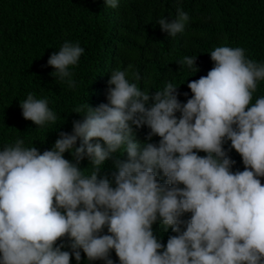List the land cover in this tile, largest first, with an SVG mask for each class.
Here are the masks:
<instances>
[{
  "label": "clouds",
  "instance_id": "9594fccd",
  "mask_svg": "<svg viewBox=\"0 0 264 264\" xmlns=\"http://www.w3.org/2000/svg\"><path fill=\"white\" fill-rule=\"evenodd\" d=\"M104 4L115 9L119 0ZM189 19L178 8L175 19L162 16L157 23L175 37ZM83 53L78 42L66 40L49 55L51 74L76 87L69 69ZM209 55L213 67L187 83L192 95L186 103L178 99L184 82L168 80L150 94L129 64L113 70L107 103L77 106L73 112L84 119L73 122L70 134L61 132L50 149L40 152L22 138L5 145L0 264H70L72 257L79 264L81 251L88 261L114 264L113 250L119 264H264V95H256L264 62L226 44ZM196 59L176 63L194 74ZM19 107L41 129L59 119L49 99L32 92ZM142 126L150 129L147 140L158 136L159 142L137 141L135 129ZM227 141L243 171H232ZM84 159L90 170L80 167ZM109 159L111 181L100 175ZM158 220L175 233L166 245L153 232ZM65 238L67 245L57 244ZM66 246L70 251L62 250Z\"/></svg>",
  "mask_w": 264,
  "mask_h": 264
},
{
  "label": "trees",
  "instance_id": "16d2710c",
  "mask_svg": "<svg viewBox=\"0 0 264 264\" xmlns=\"http://www.w3.org/2000/svg\"><path fill=\"white\" fill-rule=\"evenodd\" d=\"M178 8L190 19L183 33L171 37L161 31L157 20L162 16L175 19ZM66 40L84 49L78 64L69 69L74 88L51 74L54 69L47 65L49 55ZM225 44L243 47L249 58L264 62V0H119L115 9L105 6L104 0H0V150L17 138L40 152L50 149L61 132L70 134L73 122L84 119L83 113L73 112L77 106L87 103L95 108L107 103L113 70L129 64L140 75L138 86L150 94L168 80L177 85L184 82L178 99L186 103L192 95L187 83L207 75L213 67L211 50ZM184 56H197V72L176 63ZM29 92L49 99V107L59 117L56 124L41 129L23 118L19 103ZM256 95H264V81ZM151 104L150 100L146 107ZM149 131L147 126L135 129V139L142 145L158 143V136L146 139ZM224 149L235 161L232 171H243L242 159L230 141ZM64 157L73 159L70 152ZM120 158L126 159V154ZM88 164L84 159L80 167L90 170ZM114 172L113 160H106L100 175L111 181ZM158 178L163 183V177ZM260 179L264 183V177ZM189 217L190 213L182 219ZM152 228L165 245L175 235L171 228L165 231L159 220ZM61 242L69 243L66 238L57 244ZM62 250L70 251L67 246ZM110 256L119 264L114 250ZM70 264L78 262L72 257ZM79 264L104 262L88 261L81 251Z\"/></svg>",
  "mask_w": 264,
  "mask_h": 264
}]
</instances>
